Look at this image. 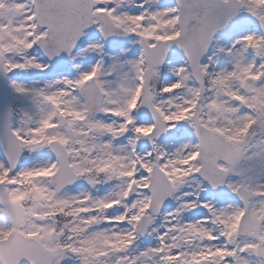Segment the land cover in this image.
Returning <instances> with one entry per match:
<instances>
[{"label": "snow or ice", "instance_id": "6c2138e0", "mask_svg": "<svg viewBox=\"0 0 264 264\" xmlns=\"http://www.w3.org/2000/svg\"><path fill=\"white\" fill-rule=\"evenodd\" d=\"M0 264H264V0H0Z\"/></svg>", "mask_w": 264, "mask_h": 264}]
</instances>
